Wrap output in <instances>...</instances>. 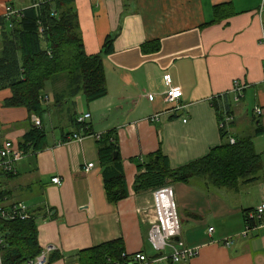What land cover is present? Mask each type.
Listing matches in <instances>:
<instances>
[{"label":"crops","instance_id":"obj_1","mask_svg":"<svg viewBox=\"0 0 264 264\" xmlns=\"http://www.w3.org/2000/svg\"><path fill=\"white\" fill-rule=\"evenodd\" d=\"M33 1L37 3L0 0V16L11 7L21 13ZM260 3L75 0L85 53L100 54L106 40L112 39V50L102 59L107 94L89 103L83 93L69 94L63 76L47 82L39 118L45 148L28 151L14 173L0 180L11 201L28 206L41 251L53 249L47 264H83L89 251L118 240L126 255L142 252L152 258L146 240L152 195L151 190L134 191L137 166L159 154L169 169L177 170L219 146L221 128L215 104L221 108L224 95H231L234 102L233 114L223 115L230 118L227 131L235 127L236 136L253 139L264 135V16L257 12ZM156 44L159 47L154 50ZM166 76L182 92L173 104L163 102L168 90ZM235 81L245 87L236 102ZM10 96L8 89L0 91V143L10 140L18 144L28 131V120L32 123L37 116L24 108L4 107ZM247 96L252 103L250 117L235 106L241 100L246 102ZM256 107L263 114L255 121ZM85 114H90L86 124L94 137L66 142L68 136L78 133L76 118ZM153 116L157 120L151 121ZM257 129L261 135L255 134ZM95 135H109V141L99 143ZM110 143L116 144L113 159L118 156L119 160L103 166L99 149ZM88 164L94 167L85 172ZM120 168L127 197L111 202L105 180L117 175ZM54 177L60 179V185L51 182ZM167 184L175 193L182 224L180 240L198 251L195 258L179 264H264V221L246 231L244 217L264 202V168L255 181L241 180L236 189L215 188L200 177ZM228 240L232 244L225 246Z\"/></svg>","mask_w":264,"mask_h":264},{"label":"trees","instance_id":"obj_2","mask_svg":"<svg viewBox=\"0 0 264 264\" xmlns=\"http://www.w3.org/2000/svg\"><path fill=\"white\" fill-rule=\"evenodd\" d=\"M74 2L75 0H40L36 4L33 1L30 6L22 9L19 18L10 21L11 27L7 22L2 23L0 91L8 89L11 93L10 98L4 101V107L24 108L28 114L41 118L46 84L60 76L66 80L70 95L83 93L89 103L106 96L102 59L110 54L112 39L106 40L100 54L88 56L84 51ZM158 47L156 44L153 49L157 50ZM143 51L147 52L144 48ZM223 101L221 108L215 104L219 122L223 121V115L233 114L232 96L224 95ZM258 117L260 116L255 121ZM27 123L28 131L17 144L18 148L25 153L44 149L46 142L41 127H35L30 120ZM228 125L230 123L220 129L219 146L211 149L201 159L177 170L169 169L159 154L151 155L147 162L137 166L134 191L138 193L170 185L167 184L169 180L173 183H188L198 177L205 178L210 185L221 189H236L241 180L248 183L255 181L264 168V155L256 151L252 137L231 136L227 131ZM76 126L79 131L80 126ZM255 134L261 135L262 131L257 129ZM230 137L234 139L233 144L229 143ZM98 141L107 143L109 135L102 138L100 136ZM117 149L114 143L99 149L103 166L118 162V156L113 159ZM156 156H159L158 160ZM105 190L111 202L127 197L121 168L117 175L105 180ZM1 227L6 243L2 253L4 264H25L39 255L41 249L37 244L36 227L31 219L6 222ZM89 252L91 255L83 260V264H107L108 259L128 264V258L132 256L124 253L119 240L105 243ZM50 260L51 256L48 262ZM168 264L172 263L168 261Z\"/></svg>","mask_w":264,"mask_h":264},{"label":"built area","instance_id":"obj_3","mask_svg":"<svg viewBox=\"0 0 264 264\" xmlns=\"http://www.w3.org/2000/svg\"><path fill=\"white\" fill-rule=\"evenodd\" d=\"M40 0H37V3ZM36 3V4H37ZM34 4V6L36 5ZM259 17L264 16V0H261L259 9ZM20 13L14 8H8L6 12L0 16V30L2 29V23H10V21L19 18ZM9 27H11L9 25ZM41 31V30H40ZM261 40L264 43V31L261 34ZM264 72V65H263ZM164 83L167 85L168 90L164 93L163 102L166 104H173L179 101L181 97V89L172 85L171 79L164 77ZM262 83L264 84V78ZM245 87L234 82L233 94L234 100L237 101L241 92ZM46 100V98H44ZM178 109V108H177ZM256 116L263 114V109L256 107L254 109ZM90 118V114L81 115L76 118V124L80 126L78 133H72L66 138V142H81L84 137L92 136L89 131V127L86 121ZM151 121L157 120L156 116L151 117ZM229 117H224L220 122V128L224 129L228 122ZM32 124L35 127H41V121L38 117L32 119ZM95 139H100L99 135H95ZM229 143L233 144L234 139L229 138ZM27 153L18 148V145L10 140H5L0 143V180L2 177L12 175L15 171V165L22 161ZM94 167V164L86 165L84 171L89 172ZM51 182L55 185H60L61 181L58 177L51 179ZM152 195V217L149 221V229L147 232V243L149 247L155 252L156 257H147L144 253L139 252L129 257V261L135 264H152L162 260L170 261L172 264H179L188 262L197 256V249L188 247L180 240L182 232V224L178 212V207L175 199V193L170 185H164L162 187L151 190ZM245 228L248 231L251 228V224L255 222L264 221V202L258 205L251 211L245 213ZM30 219L28 206L22 202L11 201L4 193L0 186V264L3 263V251L5 249V236L2 230L1 224L6 222H24ZM212 228L209 230L212 232ZM246 232H244L245 234ZM179 239L175 241V239ZM231 240L225 241V246H230ZM53 251L52 248H46L42 250L38 256L34 259L27 261L25 264H47L49 261V254ZM124 257L125 254H122ZM107 264H119L117 261L107 260Z\"/></svg>","mask_w":264,"mask_h":264},{"label":"rangeland","instance_id":"obj_4","mask_svg":"<svg viewBox=\"0 0 264 264\" xmlns=\"http://www.w3.org/2000/svg\"><path fill=\"white\" fill-rule=\"evenodd\" d=\"M247 103L248 107H246ZM235 106L238 107L239 112H243L244 114H247L249 117L251 116V111H252V103L249 100V96L246 97V102L245 100H241L240 102H238V104H235ZM58 133V130L54 129V133ZM230 135L231 136H235L236 134H238V129H236L235 127H230L229 129ZM254 144H255V149L258 153H264V135L263 136H257L254 139ZM147 251L149 253V255L153 256L155 255V252L148 247Z\"/></svg>","mask_w":264,"mask_h":264},{"label":"water","instance_id":"obj_5","mask_svg":"<svg viewBox=\"0 0 264 264\" xmlns=\"http://www.w3.org/2000/svg\"><path fill=\"white\" fill-rule=\"evenodd\" d=\"M115 155H116V153H114V156H115ZM178 240H179V239H177V238L175 239V241H178ZM154 256L156 257V255H154ZM154 256H153V257H154ZM153 257H152V258H153Z\"/></svg>","mask_w":264,"mask_h":264},{"label":"bare ground","instance_id":"obj_6","mask_svg":"<svg viewBox=\"0 0 264 264\" xmlns=\"http://www.w3.org/2000/svg\"><path fill=\"white\" fill-rule=\"evenodd\" d=\"M240 99V98H239ZM238 101V100H237ZM236 102V101H235ZM255 109V108H254ZM254 111V110H253ZM230 138H232V137H230Z\"/></svg>","mask_w":264,"mask_h":264}]
</instances>
